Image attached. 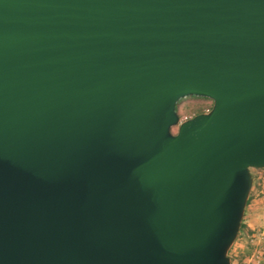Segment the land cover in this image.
<instances>
[{
	"label": "water",
	"instance_id": "1",
	"mask_svg": "<svg viewBox=\"0 0 264 264\" xmlns=\"http://www.w3.org/2000/svg\"><path fill=\"white\" fill-rule=\"evenodd\" d=\"M250 168L264 0H0V264H230Z\"/></svg>",
	"mask_w": 264,
	"mask_h": 264
},
{
	"label": "rangeland",
	"instance_id": "2",
	"mask_svg": "<svg viewBox=\"0 0 264 264\" xmlns=\"http://www.w3.org/2000/svg\"><path fill=\"white\" fill-rule=\"evenodd\" d=\"M213 106L210 99L190 96L181 99L176 107L184 121L208 112ZM172 133L178 130L172 127ZM253 179L242 222L243 228L228 252L230 264H264V169L250 168Z\"/></svg>",
	"mask_w": 264,
	"mask_h": 264
},
{
	"label": "built area",
	"instance_id": "3",
	"mask_svg": "<svg viewBox=\"0 0 264 264\" xmlns=\"http://www.w3.org/2000/svg\"><path fill=\"white\" fill-rule=\"evenodd\" d=\"M182 122H184V120L179 118V123L176 125V127L178 128Z\"/></svg>",
	"mask_w": 264,
	"mask_h": 264
},
{
	"label": "trees",
	"instance_id": "4",
	"mask_svg": "<svg viewBox=\"0 0 264 264\" xmlns=\"http://www.w3.org/2000/svg\"><path fill=\"white\" fill-rule=\"evenodd\" d=\"M248 203H249V199H248V201H247V205H248ZM243 228V223H241V226H240V230Z\"/></svg>",
	"mask_w": 264,
	"mask_h": 264
}]
</instances>
